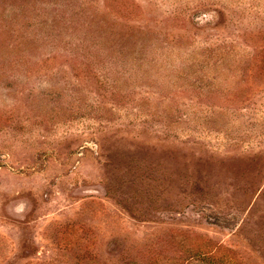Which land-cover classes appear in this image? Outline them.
<instances>
[{"label": "rangeland", "instance_id": "374dc122", "mask_svg": "<svg viewBox=\"0 0 264 264\" xmlns=\"http://www.w3.org/2000/svg\"><path fill=\"white\" fill-rule=\"evenodd\" d=\"M0 264H264V0H0Z\"/></svg>", "mask_w": 264, "mask_h": 264}]
</instances>
